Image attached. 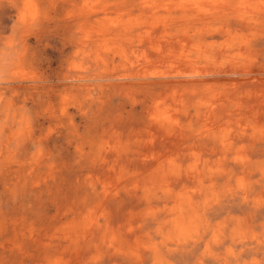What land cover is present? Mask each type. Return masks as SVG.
I'll return each instance as SVG.
<instances>
[{"label": "rangeland", "instance_id": "374dc122", "mask_svg": "<svg viewBox=\"0 0 264 264\" xmlns=\"http://www.w3.org/2000/svg\"><path fill=\"white\" fill-rule=\"evenodd\" d=\"M0 264H264V0H0Z\"/></svg>", "mask_w": 264, "mask_h": 264}, {"label": "bare ground", "instance_id": "6f19581e", "mask_svg": "<svg viewBox=\"0 0 264 264\" xmlns=\"http://www.w3.org/2000/svg\"><path fill=\"white\" fill-rule=\"evenodd\" d=\"M196 3V2H195Z\"/></svg>", "mask_w": 264, "mask_h": 264}]
</instances>
